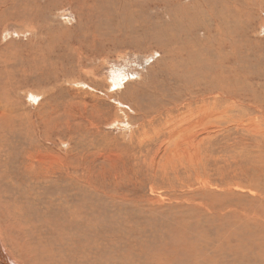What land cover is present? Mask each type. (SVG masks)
Wrapping results in <instances>:
<instances>
[{
  "label": "rangeland",
  "instance_id": "374dc122",
  "mask_svg": "<svg viewBox=\"0 0 264 264\" xmlns=\"http://www.w3.org/2000/svg\"><path fill=\"white\" fill-rule=\"evenodd\" d=\"M29 242L264 264V0H0V250Z\"/></svg>",
  "mask_w": 264,
  "mask_h": 264
},
{
  "label": "bare ground",
  "instance_id": "6f19581e",
  "mask_svg": "<svg viewBox=\"0 0 264 264\" xmlns=\"http://www.w3.org/2000/svg\"><path fill=\"white\" fill-rule=\"evenodd\" d=\"M23 234V236H22V239L23 238H25V239H23V241H26L27 240V235H26V233H22ZM32 244H35V243H32V242H29V245H31L30 247H29V255H28V252L26 251L25 253H23V252H21V251H17L15 254H16V256H18L19 258H21L20 256H22L23 258H25V260L27 259V258H29V257H32V258H34V256H35V254H33V250H36L37 248V245L35 244V246H33ZM39 245V244H38ZM15 244H11V249H12V251H15ZM24 248H25V245L24 244H22V245H20V250H22V251H24ZM25 254V255H24ZM22 259V258H21ZM30 259V258H29ZM0 260L3 262V263H6V264H11L10 262H7V260H6V258H5V256L2 254V252H1V250H0ZM21 262V261H20ZM22 264H26L27 262H25L23 259H22V262H21Z\"/></svg>",
  "mask_w": 264,
  "mask_h": 264
}]
</instances>
